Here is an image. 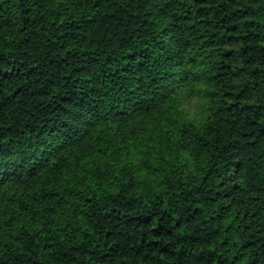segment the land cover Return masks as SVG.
Segmentation results:
<instances>
[{"label":"trees","instance_id":"1","mask_svg":"<svg viewBox=\"0 0 264 264\" xmlns=\"http://www.w3.org/2000/svg\"><path fill=\"white\" fill-rule=\"evenodd\" d=\"M0 264H264V0H0Z\"/></svg>","mask_w":264,"mask_h":264}]
</instances>
